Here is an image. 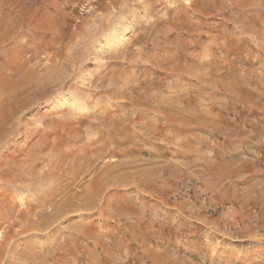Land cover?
Wrapping results in <instances>:
<instances>
[{
    "label": "rangeland",
    "instance_id": "374dc122",
    "mask_svg": "<svg viewBox=\"0 0 264 264\" xmlns=\"http://www.w3.org/2000/svg\"><path fill=\"white\" fill-rule=\"evenodd\" d=\"M0 264H264V0H0Z\"/></svg>",
    "mask_w": 264,
    "mask_h": 264
},
{
    "label": "bare ground",
    "instance_id": "6f19581e",
    "mask_svg": "<svg viewBox=\"0 0 264 264\" xmlns=\"http://www.w3.org/2000/svg\"><path fill=\"white\" fill-rule=\"evenodd\" d=\"M117 24V23H115ZM114 25V24H113ZM118 25H114L109 31L108 33L106 34V40L108 42V46H110L111 48H113L116 43H119L120 41H122V37H123V34L124 32L127 31L126 28H122L123 30L121 29H118L117 28ZM64 101V105L66 107H68L71 110H73V112H83L85 111V106L83 105V101L82 100H79L78 98H75L73 94H70L69 97L67 98H63V100H59L58 104H60L61 102ZM62 104V105H63ZM67 110V109H66ZM69 111V110H68ZM69 111V112H70ZM33 191V190H32ZM31 192V191H30ZM65 215V214H64ZM59 218V217H58ZM40 234V233H39Z\"/></svg>",
    "mask_w": 264,
    "mask_h": 264
}]
</instances>
